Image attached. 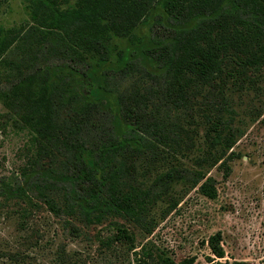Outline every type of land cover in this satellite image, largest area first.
<instances>
[{
  "label": "trees",
  "instance_id": "16d2710c",
  "mask_svg": "<svg viewBox=\"0 0 264 264\" xmlns=\"http://www.w3.org/2000/svg\"><path fill=\"white\" fill-rule=\"evenodd\" d=\"M27 1L30 22H0V132L28 130L23 165L0 178V208L19 204L24 222L42 202L86 227L109 222L132 243L114 219L150 232V208L174 183L215 199L203 168L222 161L230 172L239 133L229 95L264 76V0ZM202 127L204 148L193 136ZM194 148L201 169L173 164ZM139 166L167 168L147 187ZM221 242L220 233L208 240L218 259ZM135 257L194 262L148 246Z\"/></svg>",
  "mask_w": 264,
  "mask_h": 264
},
{
  "label": "rangeland",
  "instance_id": "374dc122",
  "mask_svg": "<svg viewBox=\"0 0 264 264\" xmlns=\"http://www.w3.org/2000/svg\"><path fill=\"white\" fill-rule=\"evenodd\" d=\"M27 2L6 0L0 9L1 24L11 28L30 22ZM135 76L123 82L122 87L136 82L138 75ZM229 97L235 110L233 127L239 133L229 152L235 153V158L229 161L230 172L220 167L222 161L203 168L202 181L214 180L215 199L202 195L199 186L174 183L170 192L150 208L147 215L153 226L150 232L131 219H114L131 233L132 243L121 236L120 240L115 239L117 227L109 222L86 227L67 216L56 215L42 202L38 208L31 209L29 218L23 222L21 206L12 202L0 208V264H136L135 252L146 246L154 252L156 248L166 252L177 263L193 259V264H263L264 76L251 89L236 88ZM6 111L0 101V127ZM204 132L202 127L196 132L199 134L193 135L198 147L205 146ZM27 139L25 129L18 131L11 127L0 132V178L12 177L23 165L21 151ZM199 155L194 148L186 157L177 155L173 164L190 170L201 169L194 161ZM139 167L138 177L147 187L157 176V170L167 168L151 166L147 173V168ZM73 227L78 230L74 231ZM218 233L226 253L224 259L214 256L208 245L209 238ZM110 239L114 241L107 246ZM132 246L137 248L133 250Z\"/></svg>",
  "mask_w": 264,
  "mask_h": 264
}]
</instances>
